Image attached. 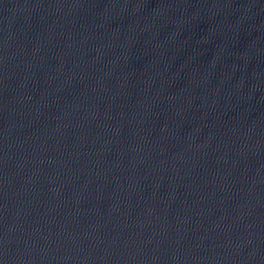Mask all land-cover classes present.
Segmentation results:
<instances>
[{
    "label": "water",
    "instance_id": "water-1",
    "mask_svg": "<svg viewBox=\"0 0 264 264\" xmlns=\"http://www.w3.org/2000/svg\"><path fill=\"white\" fill-rule=\"evenodd\" d=\"M0 120L181 264H264V0H0Z\"/></svg>",
    "mask_w": 264,
    "mask_h": 264
}]
</instances>
